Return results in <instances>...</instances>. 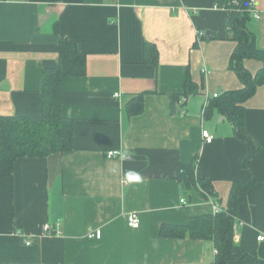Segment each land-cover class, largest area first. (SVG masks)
<instances>
[{
	"label": "crops",
	"instance_id": "1",
	"mask_svg": "<svg viewBox=\"0 0 264 264\" xmlns=\"http://www.w3.org/2000/svg\"><path fill=\"white\" fill-rule=\"evenodd\" d=\"M254 7L260 18L251 15L247 25L264 49V0ZM227 20L216 0H0V115L40 114L41 71L56 66L59 38L86 53L85 75L61 82L62 112L74 120L72 150L20 158L11 175H0V264L213 263L211 242L162 239L159 229L212 214L213 205L222 209L232 182L247 177L240 161L253 141L215 110L201 118L213 95L242 87L228 69L235 43ZM146 43L157 51L156 65L144 63ZM244 65L252 74L261 67L255 60ZM187 74L200 91L173 106L171 95L182 93ZM136 95L144 109L130 117L124 107ZM245 110V130L259 151L234 241L255 248L264 264V239L257 241L264 238V87ZM110 151L120 155L108 158ZM193 157L196 177L212 181L215 197L181 190L177 165ZM131 212L140 219L136 230L126 223ZM45 224L51 235L42 233ZM97 229L101 238L89 239Z\"/></svg>",
	"mask_w": 264,
	"mask_h": 264
},
{
	"label": "trees",
	"instance_id": "2",
	"mask_svg": "<svg viewBox=\"0 0 264 264\" xmlns=\"http://www.w3.org/2000/svg\"><path fill=\"white\" fill-rule=\"evenodd\" d=\"M216 5L228 12L226 28L229 39L235 43L228 69L236 75L242 87L210 98L205 105L204 118L215 110L230 123L237 135L253 141L251 155L240 161L247 177L242 181L232 182L227 203L219 213L191 217L184 225L162 224L159 237L211 242L216 251L212 264L241 262L246 259L250 264H258L257 250L240 249L234 241V229L239 203L252 193L255 186L249 167L258 155L259 144L245 130V103L254 96L258 87H264V49L257 48L255 35L248 29L251 16L249 0H216ZM55 32L58 34L57 25ZM143 56L145 64H157L154 46L144 44ZM246 60L258 61L261 67L252 74L244 65ZM85 61L86 53L81 52L68 39L59 38L56 66L41 71L40 114L34 117L0 115V175H11L15 162L20 158H48L72 150L74 120L62 112L61 82L65 78L84 76ZM199 91V86L187 74L182 93L171 95L172 105L179 104L183 97L197 95ZM124 108L130 117L140 115L144 109L143 95L132 97ZM196 160L193 157L188 164L177 165L176 180L181 190L186 196H189L190 190L195 189L204 198L215 197L212 181L207 177H196Z\"/></svg>",
	"mask_w": 264,
	"mask_h": 264
},
{
	"label": "built area",
	"instance_id": "3",
	"mask_svg": "<svg viewBox=\"0 0 264 264\" xmlns=\"http://www.w3.org/2000/svg\"><path fill=\"white\" fill-rule=\"evenodd\" d=\"M5 1L10 2V1H13V0H5ZM220 9H222V8H220ZM249 12H250V15H252L255 19H259L260 18L258 12L256 11V9L254 7V0H249ZM198 36L200 38L203 37V33L199 32ZM216 96H217L216 94L213 95V97H216ZM117 97H118V95L114 96V98H117ZM205 100H208L207 96L205 97ZM186 102H187V97H183V98L180 99L179 104L185 105ZM205 105L206 104H204V106L202 107V110H201V118L202 119L204 118ZM182 114H185V111H182ZM201 136H202V139L204 140V142L206 144H210V143L213 142V137L209 134L208 131L203 130L201 132ZM119 155H120V153L118 151H110V152H107V154H106V156L108 158L116 157V156H119ZM180 203L186 204V201L182 200ZM219 212H220V209L217 207V205H213L212 206V213L216 214V213H219ZM125 218H126V223H127V225L130 228H132L134 230L139 228L140 219H139V216H138L137 213H135V212L128 213ZM42 233L45 234V235H51V233H52L51 226H49L48 224H45L43 226ZM55 234L58 235L59 233L55 232ZM19 235H22V234H19ZM101 235H102L101 230L97 229V230H90L88 232V234H87V237L89 239H97L98 240V239L101 238ZM263 239L264 238L261 237V236H259L257 238L258 241H262ZM29 244H30L29 240H24V245L28 246ZM214 254H216V251H214Z\"/></svg>",
	"mask_w": 264,
	"mask_h": 264
},
{
	"label": "clouds",
	"instance_id": "4",
	"mask_svg": "<svg viewBox=\"0 0 264 264\" xmlns=\"http://www.w3.org/2000/svg\"><path fill=\"white\" fill-rule=\"evenodd\" d=\"M128 178L131 180H139L140 179L139 174H131V173L129 174Z\"/></svg>",
	"mask_w": 264,
	"mask_h": 264
},
{
	"label": "water",
	"instance_id": "5",
	"mask_svg": "<svg viewBox=\"0 0 264 264\" xmlns=\"http://www.w3.org/2000/svg\"><path fill=\"white\" fill-rule=\"evenodd\" d=\"M208 37H209V32H206V34H205V38H208ZM221 119L224 120L223 117H222Z\"/></svg>",
	"mask_w": 264,
	"mask_h": 264
}]
</instances>
